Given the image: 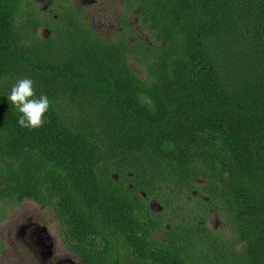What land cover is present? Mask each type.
I'll return each mask as SVG.
<instances>
[{
  "label": "trees",
  "instance_id": "trees-1",
  "mask_svg": "<svg viewBox=\"0 0 264 264\" xmlns=\"http://www.w3.org/2000/svg\"><path fill=\"white\" fill-rule=\"evenodd\" d=\"M126 4L147 36L137 53L71 9L53 29L62 48L41 46L21 0H0V209L51 208L86 264H264V0ZM20 78L51 102L38 129L7 99ZM208 209L226 231L198 225Z\"/></svg>",
  "mask_w": 264,
  "mask_h": 264
},
{
  "label": "flooded vegetation",
  "instance_id": "flooded-vegetation-1",
  "mask_svg": "<svg viewBox=\"0 0 264 264\" xmlns=\"http://www.w3.org/2000/svg\"><path fill=\"white\" fill-rule=\"evenodd\" d=\"M22 1L24 2V21L27 25L35 24L36 31L32 36H35L37 40H41V46H46L44 40L49 39L52 33H55L53 29L58 16L68 13V9H71L75 16H78L95 34L106 41L114 42L118 38L124 37L128 43L132 44L133 50L138 47L134 42L135 39L147 41L145 30L138 20L137 12L127 7L126 0ZM56 27H59L57 23ZM59 39L57 36L56 40L58 42L60 41ZM25 40H31V35ZM135 52L137 53L138 49ZM127 61H131V59H127ZM127 175L131 176V174ZM113 177L115 180H118L116 174ZM125 183L131 186L129 182L125 181ZM140 194L144 197L143 193L140 192ZM190 197L198 198L200 201H206L196 191H192ZM27 201L32 202L38 208L45 209L47 207L37 205L31 200H24L19 206H6L0 209V264H3V255L5 261L8 263V257L4 254V247L14 243V241L18 243V247L22 251L15 258L13 257L12 262L10 261L9 264H86L85 258L80 253V249L84 244V242L80 241L82 236L73 232L68 237L69 233L65 231L61 219L51 208L55 219L58 221L59 231L51 227V220L44 221L41 219L40 221L32 218L31 215L36 209L28 208L29 206L25 203ZM147 207L152 213H160L163 211V207L157 202V197H150L147 200ZM13 208L17 209V212L19 209H22V213L20 215L17 212L14 213ZM26 212H31V214L26 217ZM14 214H17L15 219L13 218ZM202 214L204 215L203 212ZM206 216L205 221H202L204 216L198 219V225L203 226L205 229L222 231L218 228L223 220L216 211L208 209ZM175 217L174 212H166L163 214L162 220H159V223H163V229H169L170 223ZM211 217L215 219L213 222L210 221ZM224 225L226 226L225 222ZM2 226H4L3 230H1ZM77 231L81 230L78 229ZM135 232H137V236H140L138 230H135ZM152 236L160 242H164L162 230L156 229L152 232ZM12 237L14 240H12ZM95 238L91 239L95 240L96 249L100 250L102 244L105 248V244L100 238ZM115 264L128 263L122 259L120 263Z\"/></svg>",
  "mask_w": 264,
  "mask_h": 264
},
{
  "label": "clouds",
  "instance_id": "clouds-1",
  "mask_svg": "<svg viewBox=\"0 0 264 264\" xmlns=\"http://www.w3.org/2000/svg\"><path fill=\"white\" fill-rule=\"evenodd\" d=\"M7 99L17 110L19 127L38 129L44 125L45 114L49 111L51 102L45 94L36 97L30 78L18 79L11 86Z\"/></svg>",
  "mask_w": 264,
  "mask_h": 264
},
{
  "label": "rangeland",
  "instance_id": "rangeland-1",
  "mask_svg": "<svg viewBox=\"0 0 264 264\" xmlns=\"http://www.w3.org/2000/svg\"><path fill=\"white\" fill-rule=\"evenodd\" d=\"M21 8H22V10H21V12H19V18H22L23 19L24 2L22 0H21ZM56 36H57L56 33H52V36H51V38L53 39V42L52 43H53V45H55L54 47L60 49V48H62V44H61V41H59L60 42L59 43L56 40ZM130 68L134 72H136L140 77L144 78V76H145L144 74L145 73H144L143 69L140 66L131 64L130 65ZM25 203H27V206H29L28 208L31 207V208L37 210V211L35 210L33 212V214L31 215L32 218L37 219V220H40V221H41V219L44 220V221L51 220L52 221L51 227L54 228V229H56L57 231L60 230V228L58 227V221L55 219L54 213H53V211L50 208H47V207L45 209L44 208H38L32 202H29V201H27ZM12 210H13L14 213L17 212V209H14L13 208ZM21 210L22 209H19L18 210V212H17L18 215H20L22 213ZM30 214H31V212H26L25 213V216L27 217ZM16 217H17V214H14L13 215V218L15 219ZM214 220L215 219L213 217H211V220L210 221L213 222ZM3 229H4V226H2L1 230H3ZM218 229L219 230H222V231H226V226L224 225V222L223 221H222V223H220ZM12 240H14L13 237H12ZM21 251L22 250L18 247V243L15 242V241H14V243H11V244L7 245L6 247H4V254L8 257V263L5 261L4 255H3L2 256L3 257V264H9L10 261L12 260V258L13 257L15 258L18 255V253H20ZM12 264H18V263H12Z\"/></svg>",
  "mask_w": 264,
  "mask_h": 264
},
{
  "label": "water",
  "instance_id": "water-1",
  "mask_svg": "<svg viewBox=\"0 0 264 264\" xmlns=\"http://www.w3.org/2000/svg\"><path fill=\"white\" fill-rule=\"evenodd\" d=\"M261 34H262V39H263V42H264V22L262 24Z\"/></svg>",
  "mask_w": 264,
  "mask_h": 264
}]
</instances>
